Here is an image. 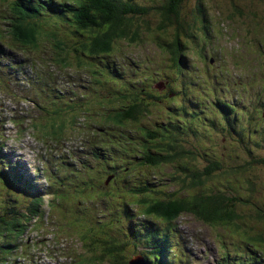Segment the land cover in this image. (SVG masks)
Returning a JSON list of instances; mask_svg holds the SVG:
<instances>
[{"label": "rangeland", "instance_id": "obj_1", "mask_svg": "<svg viewBox=\"0 0 264 264\" xmlns=\"http://www.w3.org/2000/svg\"><path fill=\"white\" fill-rule=\"evenodd\" d=\"M56 1L67 4L87 0ZM135 1L140 5L153 7L148 17L141 18L140 21L143 26H145L143 22L148 21L153 28L160 19L158 8L162 0ZM236 1H239L246 11L249 8L261 9L255 6L256 0ZM194 2L195 0L189 1L185 6V13L192 10ZM17 4V0H0V29H2L0 32L6 29L7 24L3 22L8 17L6 13H11V7ZM211 5V2L205 5L206 10L209 11L208 30H196V38L192 41H184L188 46L186 52L189 67L186 69L182 67L184 71L182 79L175 74L173 76L175 80L172 81V87L178 89L175 99H164L165 101L160 104L156 103L154 98L146 99L144 102L147 105L151 103L149 101L153 102L146 111L147 115L141 118L142 121H129L125 126L113 125L107 116L111 115L113 110L125 109L131 96L112 93L114 89H119V84L105 81L101 69L106 64V60L112 66L115 61L116 66L113 67H116L117 71H114L121 73L117 76H122L126 81H134L135 88L132 89L134 96L139 93V81L154 75V79L148 81L146 89L153 96L163 97L164 93L157 90L155 80L162 78L156 75V72L175 73L170 67L173 62L170 58V48L167 47V44L174 40L170 35H158L152 31L134 43L118 42L113 49V57L108 58H98L81 50V45L89 42L91 33L89 30H83L76 23L69 24L71 29L65 30L61 25H55L44 17L39 18L37 23L24 21L25 24H36L35 41L32 43L23 41L32 47V51L15 47L9 38L0 37L2 54H12L23 58L22 61L26 62L23 71L27 84H30L37 75L43 79L50 77L51 82L59 88H68L64 93L66 99L79 105L75 124L70 123L72 115L63 116L67 125L76 127V133L67 130V134L56 139L51 128L52 117H45V110L39 104L36 105L30 96L20 97L16 85V93L11 87L10 97L0 91V125L3 128L1 140L7 141L5 147H0V158L15 163L20 162V165L15 166L16 170L24 175L25 180L32 181L37 177L33 168L28 167V163L34 168L43 166L50 168L52 163L50 161V165L48 164L49 158L64 157L75 162L76 155L79 154L88 161V165L91 164L98 183L96 187L91 176H82L78 173L77 179L65 187L64 192L60 194L61 199L58 202L61 204L57 205L54 201L51 208L47 206L51 196L45 193L43 197L45 205L42 207L45 216L28 227L25 235L16 241L18 247L15 245L1 264H85V260L86 264H128L130 259H135L133 255L138 252V242L127 240L131 221L124 215L123 208L125 202L134 205L130 207L133 211L131 216L134 218L133 222L143 220L141 215L145 208L136 204L141 197H134L128 191L130 185L140 182L137 176L139 172V174H147L151 182L159 180L163 182L160 186L161 191L166 190V194H170L179 188L170 177L177 178L183 175L173 170L174 164L161 166L158 169L141 164L135 166L134 170H129L133 174L117 185L110 183L106 174L98 173L100 168H107L98 162L103 160V156L97 155L91 148L94 142L105 137L98 136L99 134L108 131L111 139L118 144L134 145L136 143L124 140L122 135H128L138 142L136 138H142V135L149 138L151 135L141 126L146 125L152 129L151 133L160 135L166 126L173 123L181 129L174 135V131L169 128L171 132L166 135L187 140L190 143L188 147L199 145L202 153L208 154L209 157L219 154L217 157L223 163L226 160L220 152L224 146L239 141L249 142L254 146L256 141L264 142V138L258 139L260 136L258 128L251 129L247 126L264 124L262 115L264 26L263 31L257 28L258 25L251 26L249 22L254 19L250 16L252 15L250 12L245 17L237 16L231 19L223 5L220 4L218 7ZM261 7L263 12L261 15L264 17V3ZM59 42L62 43L61 47ZM44 59L51 62L47 64ZM28 63H31L35 69H31ZM75 87L77 90L71 89ZM181 87L184 89L183 92L180 90ZM21 88H24V85H21ZM49 89L50 87L48 91ZM38 102L45 108L49 106L45 97ZM31 103L35 105L34 109L30 107ZM223 103H229L237 108L235 114H238L234 121L231 122L232 113H226L221 106H218ZM174 104L176 109H170ZM9 108L12 109L11 113H15L14 109L18 112L12 115ZM51 110L55 112V116L63 112L62 109ZM28 111L31 116L27 114ZM226 118L229 120L227 121ZM119 127H124L125 130L113 129ZM193 130L196 132H192ZM248 130H251L249 134L253 137V141H247ZM42 133H48V136L42 138L39 135ZM179 143L181 144L180 141ZM258 152L263 154L261 149H258ZM58 158H52V162L55 163ZM113 160L120 161L121 158L116 156ZM196 163L200 164L201 160ZM261 174V170L258 172L256 168L246 175H252L255 179ZM40 179V182L47 186L45 180L41 177ZM235 179L237 176H219L213 181L214 187L211 189L237 195L240 190L238 187L245 186L249 190V184L240 175L237 186L222 183L232 182ZM61 189L58 188L59 191ZM0 193L3 194V198L6 197L5 192L0 191ZM245 196L250 199V192ZM257 203L262 206V214H264V197L262 202ZM239 206H243V209L238 208V214L241 216L238 219L240 228H234L229 224L207 223L190 213H185L173 223L159 222L162 231L170 230L169 233H173L175 228L180 234V240L175 237L172 243L175 252L171 264H264V224L253 218L255 213L247 206L244 204ZM150 220L157 222L155 218ZM247 236L263 238L253 240L255 243H252ZM152 243L155 252L159 246ZM115 246L118 248L116 249ZM119 254L122 256V261Z\"/></svg>", "mask_w": 264, "mask_h": 264}, {"label": "trees", "instance_id": "obj_2", "mask_svg": "<svg viewBox=\"0 0 264 264\" xmlns=\"http://www.w3.org/2000/svg\"><path fill=\"white\" fill-rule=\"evenodd\" d=\"M17 1H20L16 5L17 14L14 18H10V15L8 16V28H6L7 33L4 37L9 38L10 41L16 39L22 44H25L24 42L32 43L37 37L36 24H25L24 21L28 20L36 23L35 20L44 15L45 11H49L60 18H65L68 21V23L62 26L65 30L71 29L69 24L75 23L83 30H89L91 33L90 40L81 45V50L92 56L113 57V49L118 42L134 43L142 39L146 33L152 31L158 35H170L174 39L171 43L167 44V47L170 48V58L173 62V65L170 67L175 70V73L158 72L156 74L162 77L155 80L156 88L158 91L164 93V96L156 97L147 90L143 91L142 89L134 96L132 91L135 88L133 86L134 81H126L121 76V81L126 82V85L117 83L119 84V89H114L112 93L131 97L125 109L113 110V112L111 111V115L107 116L109 121L115 126H125L129 121H142L141 118L147 115L146 111L153 104L152 101H149L151 102L149 105L144 102L148 98H154L153 100L158 104L165 101L164 99H175L178 89L172 87V81L175 80L173 76L175 74L179 79H182L184 75L182 67L184 69L189 67L188 54L186 52L188 46L184 41H192L196 38V30H208L209 11L206 10L205 6L207 2H211V6L215 7H218L220 4L223 5L229 12V18L231 19L237 16L245 17L250 12L252 14L250 16L254 19L249 22L250 25H258L257 28L262 31L264 26V17L261 15L263 13L261 4L264 3V0H256L255 6L261 8L260 10L249 8L248 11L236 0H195L192 10L187 13H185V6L191 0H162V4L158 8L160 19L153 28L150 27L148 21L143 22L145 26L140 22L141 18L148 17L153 7L140 5L135 0H87L67 4H61L54 0ZM20 7L23 10L19 9ZM17 29L19 30L18 33ZM76 34L78 35V33ZM59 45L61 47L62 43L59 42ZM102 76L105 81L111 82L110 76L107 73L102 72ZM151 79H154V75ZM56 89L58 92L55 93L56 96L54 97L50 95L48 100L50 103L46 109L50 112L52 111L51 108H55L56 110L62 109L65 114L77 117V104H68L70 100L66 99L65 95L61 96L64 93L60 89ZM180 90L183 92V87ZM139 94H143L144 98L142 101H140ZM66 106L67 109L64 108ZM219 106L226 113L230 112L233 114L231 122L237 118L238 113L235 114L236 107L229 103L219 104ZM170 109L175 110V104ZM58 117L61 120L60 125L53 123L51 126L56 139L61 138L65 134V131L62 129L63 115L53 116V119ZM226 120L228 121L229 118H226ZM75 122H77V118L70 121L72 124H75ZM244 125L246 126L247 124ZM247 126L251 129L258 128L260 132L258 139L264 138V124ZM141 128L149 129L148 127H144V125ZM169 128L174 131V135L181 129L179 126L170 123L160 135L155 132L145 131L151 135L149 138L142 135V140L138 142V147H124L114 144L108 149L116 153L117 151L122 152L127 160L112 163L106 169V174H120V171L126 173L131 167L136 166V164L148 165L156 169L161 166L174 164L173 170L179 171L183 175L177 178L170 177V180L179 187L178 190L170 194H166V190L161 191L160 186L163 182H160V180L151 182L146 174L138 175L141 186L135 187L139 186L136 183L130 192H133L134 197H141L139 202L136 201V204L142 205L145 208L141 215L143 220L141 222H133L134 218L131 217L133 211L130 210V207L134 206L133 204L125 202L123 208L124 215L131 221L127 240L138 242V252L133 255L135 259H130L131 261L128 264L132 262L133 264H137L141 262L140 259L145 264H171L175 252L171 236L168 230V233L164 232V235L160 234L161 229L158 223L161 221L165 224L173 223L185 213L193 214L207 223L229 224L234 228H240L238 219L241 216L238 214V208L243 209V206L239 205L244 204L255 213L253 218L264 224V220H262L264 217L262 206L257 203L262 202L264 197V142L256 141V146H254L252 143L239 141L238 143L224 146L220 152L226 160L224 164L218 159L217 156L219 154H213L211 158L208 154L202 153L199 145L188 147L190 143L187 140L166 135L171 132ZM113 129L125 130L124 127ZM192 132H196V130ZM249 133H251V130L247 131V141H253V137ZM39 135L45 138L48 136V133ZM122 136L124 138L127 137L124 134ZM1 144L3 145V142ZM258 149H261L263 154H260ZM199 159L201 160L200 164L196 163ZM256 168H258V172L261 170L262 173L259 178L256 177L254 179V176L246 175L247 172ZM238 175L245 178L249 184V190L245 186L238 187L240 190H238L237 195L236 193L211 189L214 187L213 181L218 179L219 176H237V179L232 182H222L230 186H237ZM129 176V174L126 175L124 179ZM120 177L115 178L113 182L115 183ZM8 181L10 184L4 187L6 197L3 198V194L0 193V264L4 257L11 253L9 251L15 245L18 247L16 241L25 235L28 227L45 216V210L42 209L45 205L43 197H45V193L51 194L47 188H44L39 183L40 179L25 180V177L17 174L16 171L8 173ZM194 192H197V194H194ZM247 192H250V199L245 196ZM57 197H60V195L55 197V201H58ZM135 199L138 200L137 198ZM151 218L157 219V222L150 220ZM247 237L252 243H255L253 240L256 241L263 238ZM152 242L159 246L157 248L159 251L153 252L154 247L151 245L153 244ZM115 247L116 249L118 248L117 246ZM119 258L122 261L120 254Z\"/></svg>", "mask_w": 264, "mask_h": 264}, {"label": "bare ground", "instance_id": "obj_3", "mask_svg": "<svg viewBox=\"0 0 264 264\" xmlns=\"http://www.w3.org/2000/svg\"><path fill=\"white\" fill-rule=\"evenodd\" d=\"M13 2H14V1H13ZM10 14H11V13H6V15H8V16H9ZM8 18H9V17H7V19L5 18V20H4L5 23H6V22H7V23L9 22V21H8V20H9ZM3 28H4V27H3ZM7 28H8V27H7ZM0 30H2V29H0ZM0 103H1V102H0ZM30 105H31L30 107H32V109L35 108V106H34L32 103H31ZM8 106H9V105H8ZM15 108H16V107H15ZM9 109H10V108H9ZM16 109H17V108H16ZM11 110H12V109H10V114H12V115H15V113L18 112V111H16V110L14 109V112H15V113H11ZM18 110H19V109H18ZM25 111H26V110H25ZM27 114L30 115L29 111L27 112ZM33 114H34V113H33ZM30 116H31V115H30ZM7 118H8V117H6L5 120H7ZM89 142H91V140H89ZM91 144H92V143H91ZM87 150H88V149H87ZM78 161H79V159H78ZM80 172L83 173L82 170H80ZM87 182H88V181H87ZM84 183H85V181H84ZM95 186L98 187V185H95ZM165 252H166V251H165Z\"/></svg>", "mask_w": 264, "mask_h": 264}, {"label": "water", "instance_id": "obj_4", "mask_svg": "<svg viewBox=\"0 0 264 264\" xmlns=\"http://www.w3.org/2000/svg\"><path fill=\"white\" fill-rule=\"evenodd\" d=\"M141 260V262H139V263H137V264H145V262L142 260V259H140ZM135 262V261H134ZM131 264H133V262L131 263Z\"/></svg>", "mask_w": 264, "mask_h": 264}, {"label": "flooded vegetation", "instance_id": "obj_5", "mask_svg": "<svg viewBox=\"0 0 264 264\" xmlns=\"http://www.w3.org/2000/svg\"><path fill=\"white\" fill-rule=\"evenodd\" d=\"M262 115L264 116V112L262 113Z\"/></svg>", "mask_w": 264, "mask_h": 264}]
</instances>
